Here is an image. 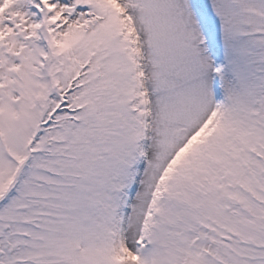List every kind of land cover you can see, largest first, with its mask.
Masks as SVG:
<instances>
[{
	"label": "snow or ice",
	"instance_id": "snow-or-ice-1",
	"mask_svg": "<svg viewBox=\"0 0 264 264\" xmlns=\"http://www.w3.org/2000/svg\"><path fill=\"white\" fill-rule=\"evenodd\" d=\"M0 264H264V0H0Z\"/></svg>",
	"mask_w": 264,
	"mask_h": 264
}]
</instances>
